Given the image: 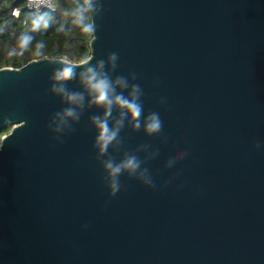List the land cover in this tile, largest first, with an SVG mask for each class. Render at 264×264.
Masks as SVG:
<instances>
[{"label":"water","instance_id":"1","mask_svg":"<svg viewBox=\"0 0 264 264\" xmlns=\"http://www.w3.org/2000/svg\"><path fill=\"white\" fill-rule=\"evenodd\" d=\"M87 11L85 63L0 68V264H264V0H87ZM65 62L72 79L53 80ZM88 67L116 94L138 86L139 127L91 102ZM67 108L79 119L54 131ZM94 118L119 128L103 153ZM127 157L140 167L110 195L104 162Z\"/></svg>","mask_w":264,"mask_h":264},{"label":"trees","instance_id":"2","mask_svg":"<svg viewBox=\"0 0 264 264\" xmlns=\"http://www.w3.org/2000/svg\"><path fill=\"white\" fill-rule=\"evenodd\" d=\"M25 36L31 39L22 49ZM90 39L87 0H53L52 10L40 12L30 10L24 0H0V68H20L44 57L79 63L89 55Z\"/></svg>","mask_w":264,"mask_h":264},{"label":"clouds","instance_id":"3","mask_svg":"<svg viewBox=\"0 0 264 264\" xmlns=\"http://www.w3.org/2000/svg\"><path fill=\"white\" fill-rule=\"evenodd\" d=\"M40 25L34 24V27H39ZM44 27H47V23L44 24ZM31 39L29 36H25L21 39V48L23 49L27 42ZM109 59L111 61L116 60V54L113 53L110 55ZM85 61H81V64ZM100 67H103V61L100 62ZM86 75L84 77V82L87 85L92 100L91 102L96 105H102L105 108V117L110 115L113 105L117 106L120 109H123L133 120L137 121L136 126L139 127L138 118L141 115V106L137 102L139 96L138 86L133 85L129 94V97H125L120 94H116L115 86L113 82L109 81L106 77L101 76L95 68L88 67L86 70ZM74 74V68L71 64L65 62V65L59 70L55 71L53 74V80L57 82H65L71 80ZM115 85L121 88H128V84L123 79H118L115 81ZM53 91L57 93L64 94L66 99L72 103L77 104L82 102V97L76 93H67L66 89L61 87H55ZM78 120V113L74 108H67L62 113H57L55 122L56 127L54 131H62V126L67 124V121ZM95 123L99 129L97 143L101 153L105 152L108 146L116 139L119 128H110L107 122V119L94 118ZM162 121L158 114H152L147 118L145 124V130L147 133H155L161 129ZM178 155H182L178 154ZM103 167L105 168L108 178H109V188L110 195H115L120 190V185L118 178L120 174L124 171H127L130 175L134 174L137 169H139V161L135 157H127L119 163H113L111 160L105 161ZM144 182L150 184V180L147 177H143Z\"/></svg>","mask_w":264,"mask_h":264},{"label":"built area","instance_id":"4","mask_svg":"<svg viewBox=\"0 0 264 264\" xmlns=\"http://www.w3.org/2000/svg\"><path fill=\"white\" fill-rule=\"evenodd\" d=\"M26 6L35 12H40L42 9H53V0H24ZM13 15H18V10L14 9Z\"/></svg>","mask_w":264,"mask_h":264},{"label":"flooded vegetation","instance_id":"5","mask_svg":"<svg viewBox=\"0 0 264 264\" xmlns=\"http://www.w3.org/2000/svg\"><path fill=\"white\" fill-rule=\"evenodd\" d=\"M7 132H8V131H7ZM7 132H5V133H7ZM5 133H3V134H5ZM3 134H1L0 137H1Z\"/></svg>","mask_w":264,"mask_h":264}]
</instances>
